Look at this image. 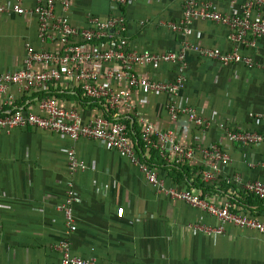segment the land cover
Masks as SVG:
<instances>
[{
	"label": "crops",
	"instance_id": "0c3cea01",
	"mask_svg": "<svg viewBox=\"0 0 264 264\" xmlns=\"http://www.w3.org/2000/svg\"><path fill=\"white\" fill-rule=\"evenodd\" d=\"M199 1L211 2L217 11L233 15L257 0ZM0 2L11 7L15 0ZM23 5L32 9L35 2L25 0ZM184 10L185 0H133L124 9L130 48L140 53L177 52L186 44L224 51L233 48L228 29L215 22L197 19L186 36L174 30L172 25L181 22ZM252 13L254 19L259 13L264 16V10L255 8ZM56 14L67 16L76 28L86 29L90 16L107 18L115 11L111 0H73L69 12L64 13L58 6ZM27 44L36 50L62 51L58 44L40 40L36 16L0 14V73H13L23 67ZM243 54L263 63L264 38L258 39L255 47L243 49ZM186 62V86L179 102L197 108L213 122L204 135L186 117L171 119L167 95L139 89L132 103L158 130H173L186 146H193L200 138L204 145L219 144L229 152L232 163L221 168L216 182L207 183L201 176L207 169L201 156L178 166L163 161L158 153L151 157L143 149L140 153L168 186L202 192L210 201L228 198L237 210L251 211L264 221V201L252 199L232 180L239 175L245 182H264V147L231 144L220 129L224 124L237 130L264 132V118L253 117L264 115V70L259 66L249 69L245 64L224 66L192 49L187 52ZM109 69L105 66L103 75ZM175 70L173 64L158 70L137 68L142 77L163 82L173 81ZM110 84L120 87L113 80ZM50 96L67 110L79 109L84 124L102 113L100 103L59 84L50 85L48 91L30 92H21L12 85L6 95L0 93V115L16 109L44 115L39 103ZM125 109L118 114L132 120V138L140 140L139 119ZM70 150L86 164V170L71 175ZM181 168L187 170L185 179ZM71 181L81 206L75 210L77 231L73 234L58 209ZM218 226L216 218L187 203L159 196L138 167L97 142H74L33 127L0 134V264H59L62 254L56 246L64 239L70 240L73 255L94 258L98 264H264V236L232 225L225 226L222 235L201 231Z\"/></svg>",
	"mask_w": 264,
	"mask_h": 264
},
{
	"label": "built area",
	"instance_id": "2783aa9c",
	"mask_svg": "<svg viewBox=\"0 0 264 264\" xmlns=\"http://www.w3.org/2000/svg\"><path fill=\"white\" fill-rule=\"evenodd\" d=\"M24 1L15 0L11 7L0 2V14L36 16L40 40L43 43L58 44L62 51L36 50L31 44H27L23 67L13 73H0V93L6 95L12 85L19 87L21 92H30L48 91L50 85L57 87L62 84L79 90L87 99L100 103L102 113L90 123L84 124L79 109L67 110L59 105L57 98L50 96L39 103L38 108L44 115L22 109L0 115V134L10 133L17 128L33 127L61 134L74 142L81 139L97 142L101 148L118 152L138 167L159 196L187 203L218 220L219 226L215 229L198 227L202 232L222 235L225 226L232 225L264 236V221L259 220L250 211L237 210L228 198L210 201L202 192L176 185L168 186L167 180L161 177L158 170L140 153L142 148L146 156L151 157L153 152H157L163 161L178 166L193 162L196 156H201L207 168L201 176L204 182L209 183L216 182L221 168L232 163L229 152L219 144L204 145L202 138L193 146L183 145L173 130H158L137 112L132 103L133 94L139 89L167 95L170 99L167 111L171 119L177 121L186 117L204 135L213 122L204 118L197 108L179 102V96L186 86L187 52L192 49L203 58L217 61L224 66L245 64L249 69L259 66L264 70V62L260 63L252 56L243 54V49L255 47L256 41L264 38V16L259 13L258 18L254 19L252 13L255 8L259 12L264 10V0L250 3L242 8L240 14L233 15L217 11L211 2L185 0L183 19L179 24H173V29L186 36L197 19L215 22L228 29V39L233 48L224 51L186 44L182 50L166 53H140L130 48L124 9L133 0H111L115 14L107 18L90 16L86 29H78L71 24L67 16L56 14L58 6L64 13L69 12L73 0H33L35 6L32 9L25 8ZM167 64H173L176 68L175 79L170 82L152 81L142 77L137 71V68L142 66L158 70ZM105 66L110 69L103 75ZM43 67L47 69L44 70ZM111 80L120 87L114 88L110 84ZM120 109L131 110L139 119L142 126L140 140L132 138L133 122L130 119H122L118 114ZM253 117L261 119L264 115ZM220 129L231 144L244 148L264 147V132L237 130L224 124L220 125ZM68 160L71 175L87 169L86 164L78 160L73 150L68 152ZM262 167L264 168V162ZM232 180L241 186L248 196L264 201L263 181L245 182L239 175L234 176ZM77 208L81 206L71 181L66 199L58 208L64 213L70 234L77 231ZM56 248L62 254L59 264H98L94 258L73 255L69 239L61 241Z\"/></svg>",
	"mask_w": 264,
	"mask_h": 264
},
{
	"label": "trees",
	"instance_id": "16d2710c",
	"mask_svg": "<svg viewBox=\"0 0 264 264\" xmlns=\"http://www.w3.org/2000/svg\"><path fill=\"white\" fill-rule=\"evenodd\" d=\"M142 149H143V148H142ZM153 154H157V152H153ZM180 171H181V174H182L183 178L185 179V173H186L187 170L181 168ZM176 180H178V179L176 178ZM181 180H183V179H181ZM249 197H251V196H249ZM252 199H254V200H258V199L255 198V197H252ZM260 201H262V200H260ZM250 212H251V211H250ZM251 213H252V212H251Z\"/></svg>",
	"mask_w": 264,
	"mask_h": 264
}]
</instances>
